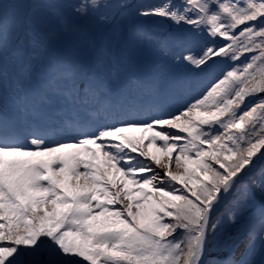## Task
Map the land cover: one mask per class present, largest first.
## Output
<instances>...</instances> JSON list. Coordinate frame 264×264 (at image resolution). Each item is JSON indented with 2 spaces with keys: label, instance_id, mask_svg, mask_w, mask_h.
<instances>
[{
  "label": "snow or ice",
  "instance_id": "snow-or-ice-1",
  "mask_svg": "<svg viewBox=\"0 0 264 264\" xmlns=\"http://www.w3.org/2000/svg\"><path fill=\"white\" fill-rule=\"evenodd\" d=\"M13 5L10 21L0 11V264H264V0ZM125 22L206 81L199 95L169 111L164 86L131 71ZM69 40L103 55L85 63Z\"/></svg>",
  "mask_w": 264,
  "mask_h": 264
},
{
  "label": "rangeland",
  "instance_id": "rangeland-1",
  "mask_svg": "<svg viewBox=\"0 0 264 264\" xmlns=\"http://www.w3.org/2000/svg\"><path fill=\"white\" fill-rule=\"evenodd\" d=\"M23 2L51 4L58 2V0H0V11L3 12L5 19L10 21V17L14 9L13 3ZM63 2L71 3L72 0H63ZM111 2L115 4L119 3L120 0H111ZM130 2L146 3L154 2V0H130ZM44 12L45 10L41 9V13L44 14ZM145 27L162 31L163 29H166L168 25H163V29L156 24L146 25ZM85 28L91 34H94L98 37L103 36L105 40H110L113 34V30L105 29L102 25L97 23L95 19H89L85 23ZM118 35L122 50L131 59V71L137 76L147 79H155L164 86V95L162 99L169 111H175L176 109L191 102L193 97L199 95L206 81L195 78L194 74L189 73L186 68L177 66L175 62L166 56L154 43H148L138 38L130 22H125L120 25ZM77 43L78 42L69 40L67 44L69 51L73 52L74 58L76 59L94 65L96 60L103 55L99 46L91 53H81L77 47ZM223 67L224 65L218 66V68ZM128 86L130 87V82ZM67 107V104L54 106L53 114H56L57 111H61V109H66ZM94 107V102L89 101L87 105L88 110H92ZM12 114L13 110L10 104L9 115ZM140 159L144 160L143 157ZM148 162L149 161H145V163ZM258 216L259 213L257 210V215L253 219H258ZM237 228H239L240 231L245 230V226L243 225L229 228L225 233V236L236 232ZM245 239L246 237H241L236 248L234 249L237 259L240 258V254L243 252ZM225 255H227V253H225Z\"/></svg>",
  "mask_w": 264,
  "mask_h": 264
},
{
  "label": "bare ground",
  "instance_id": "bare-ground-1",
  "mask_svg": "<svg viewBox=\"0 0 264 264\" xmlns=\"http://www.w3.org/2000/svg\"><path fill=\"white\" fill-rule=\"evenodd\" d=\"M152 151H155V149H152Z\"/></svg>",
  "mask_w": 264,
  "mask_h": 264
}]
</instances>
